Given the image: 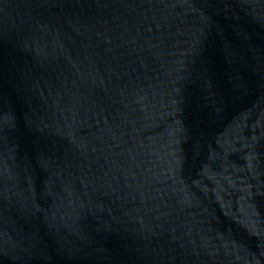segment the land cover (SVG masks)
I'll use <instances>...</instances> for the list:
<instances>
[{
    "label": "water",
    "instance_id": "95a60500",
    "mask_svg": "<svg viewBox=\"0 0 264 264\" xmlns=\"http://www.w3.org/2000/svg\"><path fill=\"white\" fill-rule=\"evenodd\" d=\"M0 264H264V0H0Z\"/></svg>",
    "mask_w": 264,
    "mask_h": 264
}]
</instances>
